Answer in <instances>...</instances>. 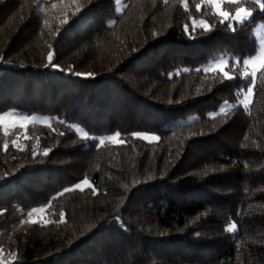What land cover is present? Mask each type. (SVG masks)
Instances as JSON below:
<instances>
[{"label": "trees", "instance_id": "1", "mask_svg": "<svg viewBox=\"0 0 264 264\" xmlns=\"http://www.w3.org/2000/svg\"><path fill=\"white\" fill-rule=\"evenodd\" d=\"M117 3L0 0V114L51 118L0 127V262L264 264V62L239 103L261 0L223 24L204 0ZM219 57L232 79L200 70Z\"/></svg>", "mask_w": 264, "mask_h": 264}, {"label": "rangeland", "instance_id": "2", "mask_svg": "<svg viewBox=\"0 0 264 264\" xmlns=\"http://www.w3.org/2000/svg\"><path fill=\"white\" fill-rule=\"evenodd\" d=\"M120 1L121 0H118V3H117V13H120V10H121ZM204 1L206 3H208L207 0H204ZM236 1L237 0H235V2ZM217 3L219 5V11H224L223 4L234 3V2H232V0H217ZM209 5H211V4H209ZM211 7H212V5H211ZM213 10L216 12L215 9H213ZM235 12L232 15H230V18H229V20L232 23L237 22V21L231 19V16H234ZM246 13H250V12L246 10ZM250 16L245 14L243 20H241L239 22H243L245 20H248L250 18ZM253 36H254L255 42H256V52L251 57L246 58V59L253 61V63L246 65V67H247L246 72L248 73L247 77L251 79V84L248 85V87H251L253 85V81H254L255 76H253L252 73L255 72V75H256L257 71L261 68V66L264 62V41H263V26H262V24H258L256 26V28L253 32ZM221 61H227V59L223 58V57H219L217 59L210 60L208 63L201 66L200 70L204 71V69L213 68L214 66L218 65ZM225 66H224V68H225ZM215 71H219V68H216ZM244 79H245V77H244ZM247 88H246V90H244L245 87H243L240 91L242 98L239 101V103L244 105V106L249 105V103L251 102V98H252V94L251 95L247 94ZM245 96H247V99H245ZM231 108H232V104L225 102L219 107L218 111L216 113H213L212 115L223 114V113L227 112L228 110H230ZM222 109H223V111H222ZM0 117H3V119H0V127L4 131H9L10 129H12L14 127H25L29 124H50L51 123V118L49 116L40 115V114L25 115V114H18L15 112H6L3 114H0ZM196 119H197L196 114L188 115L185 117V119L179 120L177 122V124L190 123ZM74 129L76 131H77V129H79L80 131H77V132L80 135H81V133H84V131L78 126H74ZM137 136L140 138L145 137V136L148 137V139L142 138L143 140H146V141H155L157 139L156 136L151 135V134H145V133H140ZM110 137H111V139H110ZM153 137H155V139H153ZM101 141H104L103 143H105V142L118 143L119 137H118V135L105 136V137H102L100 139V144H102ZM80 185H81V187H86L83 184H80ZM38 209H40V208H38ZM42 217H43V212L42 213H34L31 218L29 217V220L30 221H39L42 219Z\"/></svg>", "mask_w": 264, "mask_h": 264}, {"label": "snow or ice", "instance_id": "3", "mask_svg": "<svg viewBox=\"0 0 264 264\" xmlns=\"http://www.w3.org/2000/svg\"><path fill=\"white\" fill-rule=\"evenodd\" d=\"M207 2H208L209 4L212 5L213 9L216 10V14H217L219 17H222V18H223V19L220 20V23H221V24H223L225 21L229 20V18H230V13H229L228 11H219V5H218V3H217V0H207ZM232 2H235V0H232ZM197 8H198V10H199L200 6L197 5ZM261 8L264 9V0H261ZM245 14H247V15H249V16L251 15V13H246V10H245L244 8H237V9H236V12H235V15H234V16H231V19H232V20H235V21H237V22H239V21L243 20ZM202 23H203V22H202ZM229 26L231 27L232 25H229ZM206 30H207V26H206ZM185 31H188V27H187V25L185 26ZM192 31H193V32L195 31V27H194V26H193ZM53 60H54V54H53L52 52H50V53L48 54V64H46L45 66H46V67H53V68L57 67L56 65L53 64ZM227 63H228L227 61H221L218 65L214 66L213 68H210V69H204V71H206V72H207V71H215L216 68H219V71L223 73V75H224V77H225L226 79H232L233 77L230 76L229 73H228L227 71H225V68H224V66H225ZM243 63H244L245 65H249V64L253 63V61H252V60H249V59H245V60L243 61ZM244 75H245V77H247V76H248V73L245 72ZM252 75L255 76V72H253ZM253 92H254V85L251 86V87H248V88H247V94H248V95H251ZM245 99H247V96H245ZM222 111H223V109H222ZM0 119H3V117H0ZM77 131H80V130L77 129ZM62 134H63V133H61V135H62ZM81 135L86 137V136H87V133H81ZM117 135H118V134H117ZM135 135H139V134L137 133V134H135ZM141 138H143V139H148V137H146V136H145V137H141ZM110 139H111V137H110ZM153 139H155V137H153ZM103 142H104V141H101V143H103ZM13 143H15V142H13ZM4 147H5V150H7L8 145L5 144ZM45 154H47V153H45ZM82 184L85 185V186H89V187H91L92 190H93V193L96 192V187H95L94 183L90 182V180H89L88 178H85V179L82 181ZM76 187H77V188H81V185L78 184ZM81 190H83V188H81ZM66 191H67V189H66ZM44 211H45V210H44L43 208H40V209H33L32 212H29V213H28V216L31 218V217L33 216L34 213H42V212H44ZM61 222H63V213H61ZM33 223H35V221H33ZM235 228H236V225H235V223H233V224H231V225L226 229V231L231 232V231L234 230ZM0 264H2V262H0Z\"/></svg>", "mask_w": 264, "mask_h": 264}]
</instances>
